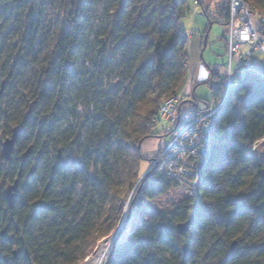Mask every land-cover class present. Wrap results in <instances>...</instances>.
Segmentation results:
<instances>
[{
  "label": "trees",
  "instance_id": "1",
  "mask_svg": "<svg viewBox=\"0 0 264 264\" xmlns=\"http://www.w3.org/2000/svg\"><path fill=\"white\" fill-rule=\"evenodd\" d=\"M247 1L264 19V0ZM188 11V0H0V264H78L134 188L136 212L104 264H264V155L252 152L264 141V76L223 101L198 193L143 220L179 187L146 174L142 144L158 136L164 98L187 83ZM206 17L225 25L229 5ZM222 81L214 71L194 86V108L207 103L200 85Z\"/></svg>",
  "mask_w": 264,
  "mask_h": 264
},
{
  "label": "built area",
  "instance_id": "2",
  "mask_svg": "<svg viewBox=\"0 0 264 264\" xmlns=\"http://www.w3.org/2000/svg\"><path fill=\"white\" fill-rule=\"evenodd\" d=\"M227 2L229 17L224 25L227 64L222 83L210 84L214 97L202 108H194L184 101L190 98L188 90L194 85H185L179 94L162 102L158 116L152 121L153 126L171 127L169 142L155 168L191 196L198 193L200 177L211 156L223 101L248 75L264 76V19L247 0ZM199 4V0H194L195 7ZM186 36L189 39L193 33ZM219 90L221 99L218 100L215 95ZM92 259L86 257L85 264H94Z\"/></svg>",
  "mask_w": 264,
  "mask_h": 264
},
{
  "label": "crops",
  "instance_id": "3",
  "mask_svg": "<svg viewBox=\"0 0 264 264\" xmlns=\"http://www.w3.org/2000/svg\"><path fill=\"white\" fill-rule=\"evenodd\" d=\"M227 0H200V5L195 7L194 0H188V13L184 18L186 26H182L184 32L190 31L193 36L188 41V63H187V83L186 85H197L198 79H202V83L211 80L214 71L222 78L225 73V66L223 63L227 60V34L223 25L222 18H214L215 24L219 23L224 27L223 36L214 38L215 50H211L209 54L207 50L211 43L212 26L209 25L206 12L213 14L220 8L227 6ZM183 19V20H184ZM182 23V22H181ZM203 65V68L201 67ZM196 91L194 96L196 97ZM197 98V97H196ZM202 100L200 98H197ZM202 108L203 104L198 103ZM155 133L158 135L156 140L147 139L142 145V151L145 157L154 158L165 146L169 140L168 128L164 127L160 132Z\"/></svg>",
  "mask_w": 264,
  "mask_h": 264
},
{
  "label": "rangeland",
  "instance_id": "4",
  "mask_svg": "<svg viewBox=\"0 0 264 264\" xmlns=\"http://www.w3.org/2000/svg\"><path fill=\"white\" fill-rule=\"evenodd\" d=\"M199 2H200V0H199ZM186 22L187 21L185 19L182 20L181 25L186 26L185 25ZM189 32L190 31H187L185 33L188 34ZM223 33H224V27L221 24L216 23L212 26L211 43H210L209 49L207 50L208 54H209V52H211V50L216 52L215 48H213V47H215V44L213 43L214 42L213 39L222 37ZM188 41H190V39H188ZM225 63H227V60L223 63V65ZM189 89H190V90H188L189 92L188 91L187 92L190 94L189 95L190 98H188V100H184V101H186L187 105L194 106L191 103V100L193 99L192 95H193L194 86L190 87ZM196 97L202 99L203 101H209L212 97V91H211L210 87L207 84L200 85L197 88ZM168 98H170V96L165 97L164 100H166ZM164 100H163V102H164ZM151 126H153L152 122H151ZM153 127H155L156 132H160L165 126L161 124L159 126H153ZM166 128H168V133L170 134L171 127L167 126ZM151 140H156V139H151ZM168 142H169V140H168ZM168 142L165 144V146L168 144ZM165 146H164V148H165ZM163 149L154 158L146 157L147 159L153 160L152 162H144L143 163V169H146V174L150 171V169L152 167L155 168L156 161H157V159L160 158V155H161V152L163 151ZM252 152H254V154L257 157L263 156L264 155V141L256 144L255 147L253 148ZM142 153H143V151H142ZM152 172H153V170H152ZM140 181L137 182L136 186H138L140 184ZM135 195L136 194H135V188H134L133 191L131 193H129L127 196V199L125 202V207H124V213H123V216H122L119 224L116 227H111L109 229V231L104 236H101L99 238V240L97 241L94 251L92 252V254L89 255L90 258H93L92 262L94 264L95 263L96 264H104L107 251L109 250V248L111 247V245L115 241V239L117 238L121 229H123V226L125 224V220L129 217L130 214L132 215L136 212V206H137L136 203L137 202L135 199L136 198ZM187 197H192V196L189 194V192L185 188L179 186L177 189L173 190L170 194H168L162 198H159L153 202L148 203L147 204V212L143 216V220L148 219L150 216H152L154 213H156L158 211L171 209L175 204H177L178 202H180L181 200H183ZM86 257H88V256H86ZM86 257L81 259V261L78 264H85Z\"/></svg>",
  "mask_w": 264,
  "mask_h": 264
},
{
  "label": "water",
  "instance_id": "5",
  "mask_svg": "<svg viewBox=\"0 0 264 264\" xmlns=\"http://www.w3.org/2000/svg\"><path fill=\"white\" fill-rule=\"evenodd\" d=\"M18 136V129H14L12 137L8 138L4 143H3V155L4 157L9 160L11 158L16 139ZM18 190V182H15L13 185L9 186L6 190V200L10 206V208L14 207L15 200H16V192ZM191 228V222H186L183 224H179L177 226V231L179 234L183 235L186 232H188ZM237 242H234L232 245V250L236 247ZM184 254L187 256L188 252V247H184Z\"/></svg>",
  "mask_w": 264,
  "mask_h": 264
}]
</instances>
